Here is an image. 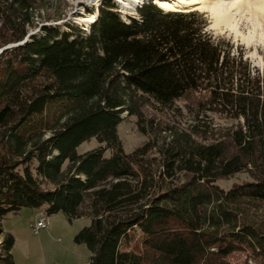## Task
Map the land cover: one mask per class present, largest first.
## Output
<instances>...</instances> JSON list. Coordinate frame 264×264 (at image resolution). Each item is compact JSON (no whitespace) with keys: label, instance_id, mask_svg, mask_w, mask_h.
<instances>
[{"label":"trees","instance_id":"obj_1","mask_svg":"<svg viewBox=\"0 0 264 264\" xmlns=\"http://www.w3.org/2000/svg\"><path fill=\"white\" fill-rule=\"evenodd\" d=\"M45 1L0 0V50L26 39ZM208 26L199 11L151 3L122 17L107 3L89 33L44 26L5 50L0 222L26 208L89 219L75 236L89 264L264 262V67ZM182 99L188 126L145 114L178 120ZM125 113L155 137L131 153L118 133ZM208 114L234 124L208 126ZM92 139L100 147L79 155ZM241 174L249 180L218 184ZM0 234V264H16L14 236Z\"/></svg>","mask_w":264,"mask_h":264},{"label":"rangeland","instance_id":"obj_2","mask_svg":"<svg viewBox=\"0 0 264 264\" xmlns=\"http://www.w3.org/2000/svg\"><path fill=\"white\" fill-rule=\"evenodd\" d=\"M160 1L152 0L151 2L157 7H160L162 2ZM212 1L214 0H210V2ZM147 2L148 0L139 1L141 3L140 5L148 4L149 2ZM107 3L115 5L122 17L137 15L132 0H47L35 10L34 23L29 28L28 36L41 34V28L44 26L58 27L61 31L66 32L70 25H74L89 33ZM123 4H127L131 9L128 10ZM193 11H199L207 17L209 21L207 32L209 34L214 37H224L232 41L236 47H243L246 57L253 66L263 69L264 16L261 19L262 30L258 29L257 32H255L253 21L247 13L238 16L237 20L241 19V22H239L240 33L238 34L223 26H215L216 21L208 10L200 9ZM187 103L184 99L176 102V106L181 109L183 115L178 117V120L169 112L163 114L151 106L145 108L144 111L148 117L156 118L163 126L171 122L175 125L179 124L181 128V126H188L192 123V115L185 108ZM207 117L205 119L206 125L214 128L227 129L234 124L231 120L220 115L208 114ZM137 121L138 118L136 116H129L128 113L122 115V122L119 125L118 133L126 153H131L149 140L153 141L155 139V137L149 138L142 135L139 132ZM99 147L100 144L97 140L92 139L89 142L83 143L78 148L77 153L83 155ZM67 166L68 163L64 166V169ZM246 180H249L248 176L241 174L237 175L231 181L220 182L218 184L220 187L228 190L233 183ZM43 217L48 219L49 227L48 229L40 231L38 235H34L32 227ZM261 218L264 220L263 215H261ZM90 222L86 218L69 222L63 213L47 216L43 209L34 210L26 208L21 210L19 214L10 215L3 222H0V228L12 234L16 240L13 250L16 264H89L91 253L85 245L75 242V236L83 228L89 226ZM230 261L234 264H264L262 262L263 259L257 258L255 260L254 257L251 258V256L245 253L234 255Z\"/></svg>","mask_w":264,"mask_h":264},{"label":"bare ground","instance_id":"obj_3","mask_svg":"<svg viewBox=\"0 0 264 264\" xmlns=\"http://www.w3.org/2000/svg\"><path fill=\"white\" fill-rule=\"evenodd\" d=\"M139 1L141 0H132V2L135 5V8H137V6L139 5ZM149 1L152 0H148V2ZM154 1H159V0H154ZM161 1H160L161 6L159 8L163 9L166 12L181 11L188 13V11L193 12V10L206 9L215 19L216 21L215 26L218 27L223 26L226 29L233 30L238 34L240 33L239 22H241V19L237 20V17L245 13H247L251 18V20L253 21V28L255 32H257L258 29L262 28L261 19L264 16V0H229V1L214 0L212 2H210V0H161ZM123 6H125L128 10L131 9L130 6H128L127 4H123Z\"/></svg>","mask_w":264,"mask_h":264},{"label":"built area","instance_id":"obj_4","mask_svg":"<svg viewBox=\"0 0 264 264\" xmlns=\"http://www.w3.org/2000/svg\"><path fill=\"white\" fill-rule=\"evenodd\" d=\"M48 227H49L48 219L43 217V218H40L36 222V224L33 225L32 230H33L34 235H38L40 231L48 229Z\"/></svg>","mask_w":264,"mask_h":264},{"label":"water","instance_id":"obj_5","mask_svg":"<svg viewBox=\"0 0 264 264\" xmlns=\"http://www.w3.org/2000/svg\"><path fill=\"white\" fill-rule=\"evenodd\" d=\"M150 2H151V1H149L148 4H151ZM140 4H141V3H139V5L137 6L136 11H138V10L141 9L144 5H146V3H145L144 5H140ZM162 10H163V9H162ZM179 12H180V11H179ZM30 36H31V35H30ZM30 36H28V37H27L23 42H21V43L13 44V45H9V46H7V47L1 49V50H0V55H1L5 50H7V49H10V48H14V47H18V46H22V45H24L26 42H28V39H29Z\"/></svg>","mask_w":264,"mask_h":264}]
</instances>
